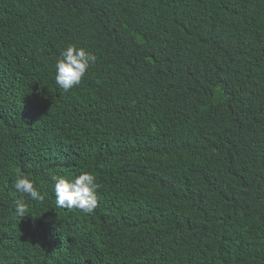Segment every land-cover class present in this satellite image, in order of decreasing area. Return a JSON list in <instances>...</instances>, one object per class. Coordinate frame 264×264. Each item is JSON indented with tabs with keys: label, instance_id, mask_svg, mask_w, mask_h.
I'll return each instance as SVG.
<instances>
[{
	"label": "trees",
	"instance_id": "1",
	"mask_svg": "<svg viewBox=\"0 0 264 264\" xmlns=\"http://www.w3.org/2000/svg\"><path fill=\"white\" fill-rule=\"evenodd\" d=\"M0 264H264V0H0Z\"/></svg>",
	"mask_w": 264,
	"mask_h": 264
},
{
	"label": "clouds",
	"instance_id": "2",
	"mask_svg": "<svg viewBox=\"0 0 264 264\" xmlns=\"http://www.w3.org/2000/svg\"><path fill=\"white\" fill-rule=\"evenodd\" d=\"M96 56L81 47L69 45L55 62V83L68 92L79 86L87 71L95 64ZM55 203L57 207L78 209L85 214H92L97 207L98 184L90 172H82L74 178L53 176ZM15 190L21 194L15 201V213L19 218L26 216L28 205L26 199L44 200L33 180L17 173L14 181Z\"/></svg>",
	"mask_w": 264,
	"mask_h": 264
}]
</instances>
